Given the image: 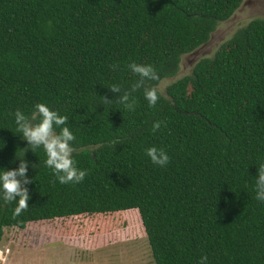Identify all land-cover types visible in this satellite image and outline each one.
Returning <instances> with one entry per match:
<instances>
[{"label": "trees", "instance_id": "1", "mask_svg": "<svg viewBox=\"0 0 264 264\" xmlns=\"http://www.w3.org/2000/svg\"><path fill=\"white\" fill-rule=\"evenodd\" d=\"M242 0H0V169L18 167L27 141L14 112L36 103L68 117L73 159L87 175L60 184L45 153L28 149V209L0 199L4 228L65 221L58 233L97 244L145 235L154 264H264V20L253 18L210 56L134 111L103 104L139 77L135 61L172 77L180 57L205 43ZM119 67L113 71L112 65ZM154 121H163L153 133ZM163 148L166 166L146 149ZM34 165V167H33ZM76 220V221H75ZM89 223V224H88ZM58 235V234H57Z\"/></svg>", "mask_w": 264, "mask_h": 264}, {"label": "rangeland", "instance_id": "2", "mask_svg": "<svg viewBox=\"0 0 264 264\" xmlns=\"http://www.w3.org/2000/svg\"><path fill=\"white\" fill-rule=\"evenodd\" d=\"M253 18L264 20V0H242L226 20L218 23L205 43L180 57L177 72L163 79L157 88L163 91L168 83L187 74L197 59L210 56L235 29ZM60 224L68 225L65 221H48L28 224L24 229L4 228L0 264H154L140 226L134 237L97 244L96 235L91 233L60 235Z\"/></svg>", "mask_w": 264, "mask_h": 264}, {"label": "clouds", "instance_id": "3", "mask_svg": "<svg viewBox=\"0 0 264 264\" xmlns=\"http://www.w3.org/2000/svg\"><path fill=\"white\" fill-rule=\"evenodd\" d=\"M119 67L112 65L113 71ZM127 68L139 78L131 84L130 89L123 91L121 86L113 84L107 88L119 94L114 100L102 96L103 104H121L128 111H134L137 105L133 93L143 90V96L149 107H154L159 100V90L154 86H146V81H157L158 72L150 64H140L135 61L128 63ZM14 122L16 133L27 141L28 148L23 149L18 167L14 169H0V199L5 203H15L13 217L20 216L28 209L29 190L27 184L32 183V179L27 176L28 161L24 159L25 152L30 149L35 153L36 149H42L45 153V166L50 168L55 180L60 184L82 182L87 175L86 170L79 169L73 159L72 142L75 136L66 126L68 117L61 115L56 110L50 109L44 103H36L30 114H25L20 109L14 112ZM164 124L163 121H154L152 132H157ZM146 155L151 162L158 166H166L169 163V156L163 148L155 146L146 149ZM34 167V165H33ZM256 199L264 201V161L258 163L257 175L255 177ZM199 264H208L207 255H202Z\"/></svg>", "mask_w": 264, "mask_h": 264}, {"label": "built area", "instance_id": "4", "mask_svg": "<svg viewBox=\"0 0 264 264\" xmlns=\"http://www.w3.org/2000/svg\"><path fill=\"white\" fill-rule=\"evenodd\" d=\"M7 252V250H5V253Z\"/></svg>", "mask_w": 264, "mask_h": 264}]
</instances>
